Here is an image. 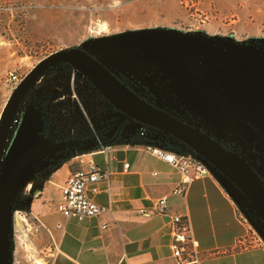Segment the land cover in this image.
<instances>
[{"label":"rangeland","instance_id":"obj_1","mask_svg":"<svg viewBox=\"0 0 264 264\" xmlns=\"http://www.w3.org/2000/svg\"><path fill=\"white\" fill-rule=\"evenodd\" d=\"M163 28L191 33L229 52L231 60L223 64L204 56H193L190 61L207 92L220 93L225 101L229 96L258 106L257 115L251 113L249 118L234 112L254 132L243 136L236 125L215 130L191 109L184 86L147 56L124 41L108 46L129 31ZM65 46H77L98 56L147 101L219 135L224 146L239 152L264 182V0H0V112L14 86L34 64ZM75 72L62 64L45 71L25 95L17 114L18 124L26 116L33 117L37 133L48 140L49 152L56 150L54 140L65 141L74 132L82 142L94 143L92 137L98 135V125L102 124V120L97 123L98 114L104 112L105 123L116 114L106 100L98 99L88 80ZM38 97L44 100H34ZM116 118L121 133L116 142H125L135 121L122 113ZM33 170L20 176L31 178ZM215 178L233 199L237 215L246 226V244L259 242L253 228L257 223L246 220L247 212L239 206H246L248 200L224 176ZM20 183L17 179L11 183L12 190L17 191L14 197L0 198L2 264H50L53 238L20 205L25 194ZM39 187L36 182L32 193Z\"/></svg>","mask_w":264,"mask_h":264},{"label":"crops","instance_id":"obj_2","mask_svg":"<svg viewBox=\"0 0 264 264\" xmlns=\"http://www.w3.org/2000/svg\"><path fill=\"white\" fill-rule=\"evenodd\" d=\"M226 102L233 112L247 118L260 110L229 96ZM84 147L78 142L69 151L70 159L51 168L27 170L40 172L32 182L27 174L17 178L20 187H25L20 205L53 238L50 264H177L170 249L174 214L187 215L198 249L205 253L201 264H264V245L246 244V226L233 199L213 175L192 181L183 197L172 193L180 178L178 172L142 145L121 142L106 157L98 149ZM89 162L109 171L107 179L97 182L96 193L88 191L97 204L109 210L101 216L64 218L56 210L60 186L71 173L86 169ZM124 163H128L127 169ZM36 182L40 187L33 194ZM16 193L10 184L5 196ZM163 196L168 205L166 214H137V209L149 207ZM102 223H106L105 228Z\"/></svg>","mask_w":264,"mask_h":264},{"label":"water","instance_id":"obj_3","mask_svg":"<svg viewBox=\"0 0 264 264\" xmlns=\"http://www.w3.org/2000/svg\"><path fill=\"white\" fill-rule=\"evenodd\" d=\"M119 41H124L143 53L182 84L191 109L215 130L221 131L226 126L236 125L243 136L254 132L221 96L205 90L190 61L193 56H204L223 64L231 60L227 50L211 41L200 40L191 33L169 28L129 31L118 35L115 42L108 46L114 47ZM116 61L136 76L122 61L117 58ZM57 64H64L82 74L110 105L128 118L169 134L188 145L211 166L212 175L224 176L242 193L264 224V182L247 160L208 136L202 129L140 97L94 54L77 46H65L41 58L10 92L0 112V198L16 178L43 159L50 150L48 142L38 135L32 116H26L19 122L6 148L5 140L21 100L37 78ZM261 122L264 124V118ZM223 186L227 188L224 184ZM254 227L264 238L262 228L255 224Z\"/></svg>","mask_w":264,"mask_h":264},{"label":"built area","instance_id":"obj_4","mask_svg":"<svg viewBox=\"0 0 264 264\" xmlns=\"http://www.w3.org/2000/svg\"><path fill=\"white\" fill-rule=\"evenodd\" d=\"M75 71V70H73ZM76 73V72H75ZM77 75H82L79 72ZM12 78L17 80L16 76ZM34 85V83H33ZM32 85V86H33ZM23 99L21 100L17 112L9 125L7 142L14 134L17 126V114L21 107ZM193 118V117H192ZM179 119V118H178ZM186 123L187 121L180 119ZM135 127L125 137L127 142L136 143L142 145L151 155L162 159L166 163L170 164L179 174L180 178L177 184L174 186L172 193L185 196L186 191L190 183L196 179L202 178L207 175H212L211 166L196 152L194 153H182L172 148V143L168 138L155 130L154 128L143 124L134 123ZM191 124V123H189ZM198 127L196 124H191ZM208 136L214 138L219 143L224 145L219 135L202 129ZM136 140H132V139ZM94 143H84L85 150L88 148L98 149L105 157L109 151L115 148L116 141H106L102 138H93ZM226 146V145H225ZM231 149V148H230ZM233 150V149H231ZM56 151V150H55ZM237 152V151H236ZM240 154L239 152H237ZM241 155V154H240ZM242 156V155H241ZM243 157V156H242ZM244 158V157H243ZM245 159V158H244ZM46 167V166H44ZM128 163H124V168L127 169ZM48 168V167H47ZM40 172L34 171L31 175V182L39 177ZM109 177L108 169H100L95 163L89 162L86 169H80L71 173L60 186V199L56 203V210L64 217H76L77 219H83L88 216H101L103 213L109 210L108 207L97 204L89 195L88 191L92 193L97 192V182L107 179ZM30 182V183H31ZM245 209L247 216L245 219L250 218L254 220L259 228L264 231V224L258 216L255 209L247 203L246 206L239 205ZM168 211V205L166 197H160L155 199L149 207H142L137 209V214L141 216H151L154 214H166ZM240 217V215H239ZM172 239L170 242V249L173 258L177 264H201L204 252L198 249L197 243L193 238L192 230L187 215L174 214L172 215ZM61 227V225H58ZM102 227H106V223H102ZM255 229V227L253 226ZM257 232V230L255 229ZM258 233V232H257ZM260 236L259 242L253 243L264 245V238Z\"/></svg>","mask_w":264,"mask_h":264},{"label":"flooded vegetation","instance_id":"obj_5","mask_svg":"<svg viewBox=\"0 0 264 264\" xmlns=\"http://www.w3.org/2000/svg\"><path fill=\"white\" fill-rule=\"evenodd\" d=\"M95 57L103 63V61L95 55ZM105 65V63H103ZM59 65V64H57ZM64 68H69L67 67L66 65L62 64ZM56 66V65H55ZM106 66V65H105ZM54 67V66H53ZM108 68V67H107ZM72 69V68H70ZM109 69V68H108ZM74 70V69H72ZM110 70V69H109ZM111 71V70H110ZM77 72V71H76ZM112 72V71H111ZM113 73V72H112ZM114 74V73H113ZM115 75V74H114ZM116 76V75H115ZM40 77V76H39ZM38 77V78H39ZM84 77V76H83ZM120 81H122L127 87H129L132 91H134L127 83H125L122 79H120L118 76H116ZM85 78V77H84ZM89 82V81H88ZM92 86V85H91ZM93 87V86H92ZM94 88V87H93ZM94 92L97 94L98 96V99L99 100H106L103 96H101L97 90L94 88L93 89ZM136 94L139 95V93H137L136 91H134ZM37 95H42V93L40 94H37ZM140 97H142L141 95H139ZM143 99H145L144 97H142ZM23 100H25V97L23 98ZM34 100H44L42 97H38V98H35ZM146 100V99H145ZM147 101V100H146ZM149 102V101H148ZM109 103V102H108ZM151 103V102H150ZM154 105V104H153ZM110 107L112 109L115 110L116 114L111 116V119L110 121H108L107 123L103 122L105 120L103 116L104 112H100L97 116V123L99 124L100 120H102V124L98 125V130L96 131L98 133V135H94L92 138H99V137H103L106 141H116L117 139H119V135L121 134L120 133V123H116V122H119V118L117 119L116 117L118 115L121 114L120 111H118L117 109H115L112 105H110ZM124 115V114H123ZM102 117V118H101ZM133 120V119H132ZM135 120H133L134 122ZM134 123H139L137 121H135ZM113 125V126H112ZM111 128H114L113 132L110 134V135H107L108 132H110ZM155 129V128H154ZM157 130V129H155ZM159 131V130H157ZM84 133V132H83ZM81 134L82 137H84L85 139V134ZM39 135V134H38ZM13 136V135H12ZM11 136V138H12ZM40 136V135H39ZM41 137V136H40ZM11 138L5 142V148L7 147V145L9 144ZM43 139H45L44 137H42ZM47 142L48 140L45 139ZM169 140V139H168ZM51 141H53L51 139ZM170 141V140H169ZM79 142V144L83 145L82 144V139L81 137L79 136V133L77 132H74L72 133L71 135H68L66 138H65V141H60V140H57L55 141L54 140V144H55V149L56 151H50V152H47V154L44 156L43 159H41L38 163L34 164L31 168H36V166H40L42 165L43 163V167L46 166L48 168H51L53 167L54 165H52V162L55 161L57 163L59 162H65L67 161L68 159L71 158V156L69 155V151H71V148H73L77 143ZM81 147V146H80ZM226 147V146H225ZM228 148V147H227ZM230 149V148H229ZM44 161V162H43ZM41 166V167H42ZM30 168V169H31ZM17 179V178H16ZM262 179V178H261ZM19 186V185H18ZM9 187V186H8ZM8 189V188H7ZM7 192V191H6ZM5 194H3L4 196ZM2 196V197H3ZM0 264H2V258H3V251L0 249Z\"/></svg>","mask_w":264,"mask_h":264},{"label":"trees","instance_id":"obj_6","mask_svg":"<svg viewBox=\"0 0 264 264\" xmlns=\"http://www.w3.org/2000/svg\"><path fill=\"white\" fill-rule=\"evenodd\" d=\"M160 133L164 134L169 140L170 142L172 143V148L179 151V152H182V153H194V151L188 146L186 145L184 142L178 140L177 138L169 135V134H166L162 131H159ZM215 174L218 175V172L215 171Z\"/></svg>","mask_w":264,"mask_h":264},{"label":"bare ground","instance_id":"obj_7","mask_svg":"<svg viewBox=\"0 0 264 264\" xmlns=\"http://www.w3.org/2000/svg\"><path fill=\"white\" fill-rule=\"evenodd\" d=\"M40 264V263H39Z\"/></svg>","mask_w":264,"mask_h":264}]
</instances>
